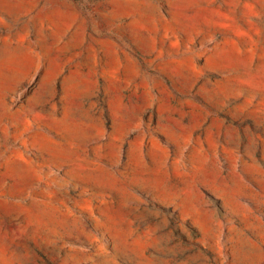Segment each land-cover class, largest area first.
<instances>
[{
    "label": "rangeland",
    "instance_id": "374dc122",
    "mask_svg": "<svg viewBox=\"0 0 264 264\" xmlns=\"http://www.w3.org/2000/svg\"><path fill=\"white\" fill-rule=\"evenodd\" d=\"M0 264H264V0H0Z\"/></svg>",
    "mask_w": 264,
    "mask_h": 264
}]
</instances>
